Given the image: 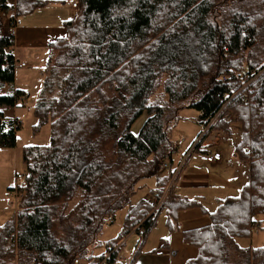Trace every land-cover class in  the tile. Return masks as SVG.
Here are the masks:
<instances>
[{"label": "trees", "instance_id": "obj_1", "mask_svg": "<svg viewBox=\"0 0 264 264\" xmlns=\"http://www.w3.org/2000/svg\"><path fill=\"white\" fill-rule=\"evenodd\" d=\"M50 2L0 0V88L13 82L15 69L4 15H25ZM77 2L75 16L64 21L67 35L49 46L34 115L39 125L50 120L51 140L22 150L23 195L0 225V264H117L123 240L143 229L126 263L136 264L162 209L172 217L196 207L210 222L182 230L183 242L198 248L191 264H264V247L236 241L259 227L254 217L264 214V0ZM22 96L0 95V109ZM224 104L240 124L234 157L248 171L239 194L212 213L174 193L156 210L149 198L131 204L138 182L157 176L175 151L178 112L196 109L202 127ZM144 111L135 135L130 126ZM12 124L0 121V147L15 146L20 124ZM213 128L230 133L231 122L216 120ZM167 182L168 175L157 177L150 195H161ZM125 205L121 232L103 254H92Z\"/></svg>", "mask_w": 264, "mask_h": 264}, {"label": "rangeland", "instance_id": "obj_2", "mask_svg": "<svg viewBox=\"0 0 264 264\" xmlns=\"http://www.w3.org/2000/svg\"><path fill=\"white\" fill-rule=\"evenodd\" d=\"M56 0H51L50 3ZM68 4L74 0H59ZM9 4L13 3L12 0H8ZM63 2V3H64ZM15 3V0H14ZM78 7V2H77ZM14 9V8H13ZM14 12V11H13ZM15 13V12H14ZM22 16H18V19L22 24ZM6 20L7 15H4ZM7 21L4 24L6 27ZM6 34V33H5ZM28 65L31 60H26ZM44 69V66L42 67ZM29 70V67H28ZM27 68L24 71H20L19 79L24 81L29 87L27 96H24L21 101L17 103V108L10 114L12 117H20V128L15 133V146L14 147H0V225L9 220L14 212L15 206L13 204L14 198L8 195L9 189L23 184L22 181L16 179V174L21 173L23 178L27 174V168L22 160V150L25 146H46L50 144L51 140V122L48 120L39 125L38 118L34 115V104L39 95L43 78L41 77L40 70L30 72ZM41 81V82H40ZM40 82V83H39ZM159 95L165 99L166 97L159 93ZM11 109V108H10ZM198 111L194 108H183L178 112V120L172 129V141L176 145L175 151L172 153V159L176 160L177 154L190 146L192 142L197 138L199 131L202 127L197 123ZM147 119V112H142L131 124L130 132L138 134L142 128L145 120ZM231 135L228 134V140L218 146L221 154L225 157V153H228L229 161L234 165H239V171L242 173L246 169V166L242 163L236 162L233 158L235 145L240 139V124L235 121H231ZM213 149V148H212ZM178 152V153H177ZM225 160V158H224ZM229 163V162H228ZM237 163V164H236ZM230 164V163H229ZM162 171V170H161ZM155 179L153 177L143 179L138 182L135 193L131 196V204L136 203L142 198H148L150 191L155 187ZM212 200H209L205 207L207 210L213 211L217 206L211 204ZM128 205L120 208L114 215L113 220L105 225L101 234L98 237L99 244L92 249V254L100 255L105 252V243L115 238L122 230L123 220L127 213ZM180 210L178 221L169 216L166 209H162L155 219L153 228L149 231L147 236L143 240V244L136 256V264H191L194 263L198 257V248L195 245L187 244L182 240V230L190 227H201L210 222L208 215L201 213L199 208H191ZM178 214V213H177ZM259 222V227H254L248 237L237 238V244L243 248H259L264 247V214H259L254 217ZM140 235L132 231L124 240L119 254L129 256L135 253L138 243L141 241ZM162 241H167L169 247H161ZM164 243V242H163ZM166 251L169 262H161L160 258L155 260V251ZM138 258V260H137ZM152 259V260H151ZM80 264H86L85 260H81Z\"/></svg>", "mask_w": 264, "mask_h": 264}, {"label": "crops", "instance_id": "obj_3", "mask_svg": "<svg viewBox=\"0 0 264 264\" xmlns=\"http://www.w3.org/2000/svg\"><path fill=\"white\" fill-rule=\"evenodd\" d=\"M63 2L56 0L55 2L34 9L32 12L22 16V24L16 28L15 36L13 37V44L10 46L9 52L13 55L16 63L23 62L25 65L14 67V80L12 83L5 84L0 88V95L22 91L23 96L18 99L17 103L21 101L24 96H27L29 87L24 81L19 79L20 77L18 75L20 71H24L26 68L28 70V67L29 70L27 72H30V70H40L41 77L43 78L42 67L46 64L50 44L67 35L64 21L72 19L77 12V8L72 7V2L70 4ZM4 32L6 33V27L4 28ZM26 60H31L29 63L30 65H28ZM17 103L11 107V109H0L2 115L7 120L16 117H12L10 114L12 113V110L14 111L17 108ZM196 121L200 125L197 119ZM188 147L189 146L179 153L177 152L176 160L174 161V159H172V161L176 162ZM228 155V153H225V157L222 155L220 161L212 163L200 160L198 157H193L186 164L180 178L178 179L173 190L174 195L178 198L195 200L206 210L208 208L205 207V204L209 200H212L211 204H215L217 207H215L216 209L213 211L207 210L209 213L219 209L224 204L226 198L237 196L241 188L248 182V171L246 167V170L241 173L238 170L239 165L237 163V165L232 164L229 161ZM233 158L235 159L234 153ZM166 175H168V171H160L157 176L153 177L155 183L157 177H164ZM180 212H177L178 214L176 213L172 218L178 221L177 216H179ZM201 213L203 212L201 211ZM191 228L197 227H190L187 229ZM160 246L162 248L169 247V243L167 241H162ZM155 252V260L160 261V258L158 259L156 257L161 256V262H169V259L166 256V251H161L159 249ZM125 256L128 259L132 257L128 254ZM78 262L80 263V261Z\"/></svg>", "mask_w": 264, "mask_h": 264}, {"label": "built area", "instance_id": "obj_4", "mask_svg": "<svg viewBox=\"0 0 264 264\" xmlns=\"http://www.w3.org/2000/svg\"><path fill=\"white\" fill-rule=\"evenodd\" d=\"M13 5H14V0ZM72 7L77 8V0L72 2ZM21 25V21L18 17L13 13V16L7 20L6 24V35L9 37H14L16 28ZM6 51H10V46L6 48ZM25 63H16L15 66H24ZM244 78H247L246 75H243ZM250 84V81L243 87L246 88ZM1 92V90H0ZM227 104V103H226ZM215 114L213 118H210L207 121H204L202 125V130L198 133L197 138L190 144V146L182 153L180 158L176 161H172V155L167 156L162 161V171H168V182L163 190L161 195L151 194L149 197V201L154 205V210L159 209L164 202L166 201L168 195L173 193V190L176 186L178 179L180 178L186 164L193 158L198 157L200 160L212 163L220 161L222 158V154L218 146L223 144L228 140V134L222 129L213 128V124L216 120H223L225 122L235 121V116L231 110H225V105ZM203 114V113H201ZM9 121L13 123L12 126L16 127L17 124H20V117L16 116L13 119H6L5 117L0 116V121ZM213 148V149H212ZM16 179L18 181L23 180V175L21 173L16 174ZM8 195L14 198V206L15 210L18 206V202L21 199L23 193L18 191V186L14 187L12 190H9ZM135 231V230H134ZM137 232L142 238L144 235L143 229H139ZM129 259L119 254L118 263L117 264H126ZM104 263V262H103ZM77 264H80L79 262Z\"/></svg>", "mask_w": 264, "mask_h": 264}]
</instances>
